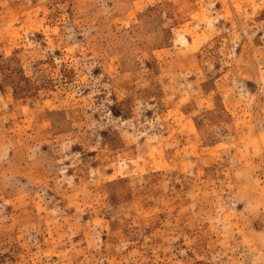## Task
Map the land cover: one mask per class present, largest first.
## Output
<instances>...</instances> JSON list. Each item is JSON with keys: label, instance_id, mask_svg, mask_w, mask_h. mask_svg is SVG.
<instances>
[{"label": "rangeland", "instance_id": "rangeland-1", "mask_svg": "<svg viewBox=\"0 0 264 264\" xmlns=\"http://www.w3.org/2000/svg\"><path fill=\"white\" fill-rule=\"evenodd\" d=\"M0 264H264V0H0Z\"/></svg>", "mask_w": 264, "mask_h": 264}]
</instances>
